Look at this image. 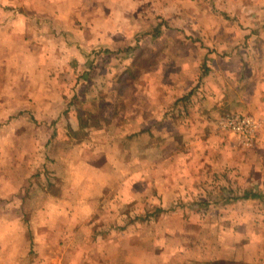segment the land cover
<instances>
[{
    "label": "rangeland",
    "instance_id": "1",
    "mask_svg": "<svg viewBox=\"0 0 264 264\" xmlns=\"http://www.w3.org/2000/svg\"><path fill=\"white\" fill-rule=\"evenodd\" d=\"M234 3L238 6L243 0ZM228 4L229 0H140L131 9V31L125 44L88 50L89 58L82 61L18 63L29 74L25 86L28 95L19 93L22 83L7 85V91H0V96L15 101L17 107L2 110L0 103V217L26 215L22 204L16 211H11L14 206H7L12 198L10 187H15V191L24 188L28 193L30 184L34 185L31 198L36 201L42 184H47L54 194L62 189L52 185L71 181L81 184L84 194L88 190L92 193L89 187H97L94 166L106 172L97 181V189L103 190L97 194L100 207L91 217L100 232L129 228L134 224L129 217L152 214L156 208L149 202L166 209L159 202L169 198L174 203L169 211L178 214L197 209L204 215L247 213L263 217L264 203L257 200L229 205L225 201L213 202L216 193L232 196L245 187L264 189V184L260 186L264 181L261 175L248 179L237 173H229L230 176L223 170V176L222 173L214 178L208 174L201 180L200 188L190 191L192 182L186 180H191L192 175H188V170L187 174L182 171L188 168L196 174L199 158L194 155L205 147L214 148L206 144L212 136L199 137L208 132L206 129L215 131L223 144L234 139L217 124L220 116L233 111L216 113L211 106L212 114L202 122L196 107L190 115L185 109L188 103L179 102L182 96L193 93L191 103L204 107V100L215 87L214 70L239 72L246 70L247 65L249 70L253 68L249 60L253 49L249 48L248 38L255 30L229 27L231 21L238 19L223 12ZM100 10L102 5L96 3L95 11ZM231 36L239 38L236 44L233 40L231 45H222L221 41H230ZM231 53L237 60L222 62L220 57ZM6 68L7 63H0V90L9 80L1 78ZM13 68L18 70L17 63ZM38 72L46 73L48 85L44 86L43 76L37 78ZM20 103L29 107L18 108ZM203 123H207V128L201 126ZM106 151L111 156L110 163L102 156ZM180 152L188 157H177ZM190 161H194L192 165ZM213 163L211 158L200 166ZM194 200L208 201V205L199 209L187 204ZM4 225L0 221V239L6 235Z\"/></svg>",
    "mask_w": 264,
    "mask_h": 264
},
{
    "label": "crops",
    "instance_id": "2",
    "mask_svg": "<svg viewBox=\"0 0 264 264\" xmlns=\"http://www.w3.org/2000/svg\"><path fill=\"white\" fill-rule=\"evenodd\" d=\"M249 1L243 0L237 6L234 0H229L228 7H222V10L237 16L238 22L231 21L229 27L244 28L247 32L255 30L248 38L249 48L253 49L249 56L253 68L249 70L247 65L246 70L239 72L214 70L216 83L210 96L206 93L209 97L204 101L207 103L199 108L194 106L195 103H188L185 109L191 115L196 107L202 122L212 114L211 106L216 113L238 111L252 114L261 123L262 139L254 148L235 149L234 139L228 145L223 144L221 138L214 135L215 131L206 129L208 132L199 137L208 139L207 136H212L213 139H208L206 144L216 149L205 147L194 155L199 158L196 174L191 169H182L183 174L188 170V175H192L191 180H186L192 182L190 191L200 188L201 180L208 174L217 178L223 170L228 175L237 173L248 179L261 175L264 179V0ZM96 3L102 5V10L95 11ZM139 3L140 0H0V63H7V71L1 78L9 79L0 91H7V85L22 83L19 93L28 95L25 86L29 74L23 72L18 63L82 61L89 58L88 50L125 44L127 33L131 31V9ZM171 9L173 11L174 7ZM225 26L228 27L227 23ZM256 30L258 34H255ZM236 39L239 40L231 36L230 41L221 42L222 45L229 42L231 45L233 40L236 44ZM224 57H220L222 62L237 60L232 53ZM16 63L18 70L13 68ZM39 76L47 79L45 72H38L37 78ZM46 83L47 80L44 86L48 85ZM0 103L2 110L17 108L15 101L2 96ZM208 103L210 107H207ZM27 107L21 103L18 105V108ZM186 120L189 125L191 118ZM201 126L207 128V123ZM89 151L97 152L90 148ZM180 153L176 156L188 157L186 153ZM108 154L106 151L102 156L110 163ZM211 158L213 165L200 166ZM193 162L190 161L191 165ZM92 169L96 177L94 185L98 187L97 181L106 172L96 166ZM167 179L171 182L170 178ZM262 184L264 181L261 187ZM52 187L62 190L52 194L48 185L42 184L39 187L42 190L37 189L38 201L31 198L34 185L30 184V191L26 188L28 193L24 188L20 193L21 189L15 191V187H10L12 193L9 196L12 198L8 199L7 206H14L11 211H16L22 204L26 215L0 217L6 229V235L0 239V264H264V216L247 213L204 215L196 208L194 212L178 214L169 211V206L174 204L169 198L162 204L159 202L166 209L162 207L164 212L158 215H149L144 221L140 216L129 217L128 220L134 221L129 228L100 232L91 223V217L100 207L97 194L103 187H89L93 192L88 190L87 194L81 184L71 181L64 185L58 182ZM196 201L187 204L195 206ZM242 202L249 201L236 203ZM148 204L157 207L158 203ZM148 227L150 229H146ZM3 255H6L5 259Z\"/></svg>",
    "mask_w": 264,
    "mask_h": 264
},
{
    "label": "built area",
    "instance_id": "3",
    "mask_svg": "<svg viewBox=\"0 0 264 264\" xmlns=\"http://www.w3.org/2000/svg\"><path fill=\"white\" fill-rule=\"evenodd\" d=\"M217 124L219 129L231 134L241 148L255 147L262 139L261 123L252 114L226 113L219 117Z\"/></svg>",
    "mask_w": 264,
    "mask_h": 264
},
{
    "label": "trees",
    "instance_id": "4",
    "mask_svg": "<svg viewBox=\"0 0 264 264\" xmlns=\"http://www.w3.org/2000/svg\"><path fill=\"white\" fill-rule=\"evenodd\" d=\"M193 95V93H188L184 96H182L181 99H179V102H183L185 101L184 103H190L191 105L193 103H191V96ZM176 104H179V103H176ZM190 105V106H191ZM188 106V104L186 105ZM188 109V108H187ZM211 197H209L208 199H210ZM240 200H246V201H250V200H257V201H260L261 203H264V191L263 190H256V189H253V188H250V189H243L240 193H236V191L234 192V194L231 196L229 195H223V193H216V200L213 201L214 204H217V202H220V201H225V205H229V204H234V202H237V201H240ZM208 201H196L194 202V205L195 206H198L199 209L201 208V205H208V203H206ZM156 210L150 214V215H158L162 212H164V209L162 207H155ZM149 216V214H145V215H140V219L142 221H144L147 217ZM133 221V220H132ZM134 223V221H133Z\"/></svg>",
    "mask_w": 264,
    "mask_h": 264
}]
</instances>
